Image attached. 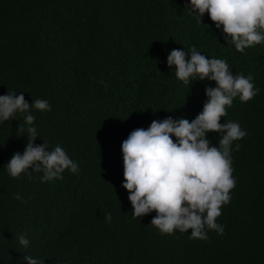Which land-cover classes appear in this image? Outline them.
<instances>
[{
	"label": "trees",
	"instance_id": "1",
	"mask_svg": "<svg viewBox=\"0 0 264 264\" xmlns=\"http://www.w3.org/2000/svg\"><path fill=\"white\" fill-rule=\"evenodd\" d=\"M186 3L0 0V95L47 100L50 111L32 109L35 143L47 142L49 151L60 145L79 166L63 180L42 182V172L11 177L6 164L23 153L27 133L17 132L20 114L0 122V264H27L24 255L45 264H264V42L238 52L222 26L208 13L198 23ZM193 45L226 60L233 75L251 73L260 89L247 102L234 98L220 120L239 122L248 135L233 142L236 186L216 221L224 234L207 230V241L190 239L191 229L161 234L151 225L155 211L134 219L122 187V143L131 132L169 116L191 122L206 88L216 86L198 77L186 85L168 67L172 50ZM220 136L206 134L210 146Z\"/></svg>",
	"mask_w": 264,
	"mask_h": 264
},
{
	"label": "clouds",
	"instance_id": "2",
	"mask_svg": "<svg viewBox=\"0 0 264 264\" xmlns=\"http://www.w3.org/2000/svg\"><path fill=\"white\" fill-rule=\"evenodd\" d=\"M185 8L195 14L198 23L205 13L221 28L227 43L243 53L246 48L264 42V0H190ZM190 57V58H189ZM170 69L186 85L193 77L198 80L215 81V87H207L203 111L191 122L186 118L153 120L147 129L138 128L122 143L124 180L122 187L129 192L133 206V218L143 217L153 211L156 216L151 225L161 234L171 235L191 229L190 239L207 241V230L223 235L225 228L218 224L221 208L231 202L230 192L236 186L233 177V142L245 138L248 133L239 122L227 121V108L239 97L241 102L252 100L259 94L250 73L233 75L224 59H208L196 46L190 50H172L167 56ZM103 83V81H102ZM32 109L50 111L47 100L35 99L30 104L21 92L8 91L0 95V122L23 116L17 132L27 133V145L23 151L13 154L6 164L9 175L18 178L22 173H43L42 182L63 180L62 173L68 169L78 173L79 166L69 158L65 149L56 145L49 151L48 143L37 145L39 136L34 127ZM154 111V110H153ZM155 112V111H154ZM219 132V146H210L206 134ZM23 136V135H18ZM173 136L176 140H173ZM241 145L236 143L235 150ZM32 169V171H28ZM21 199L19 193L15 194ZM111 222V213L106 214ZM19 244L27 248L29 240L21 234ZM27 264H45V260L31 255L22 258Z\"/></svg>",
	"mask_w": 264,
	"mask_h": 264
}]
</instances>
